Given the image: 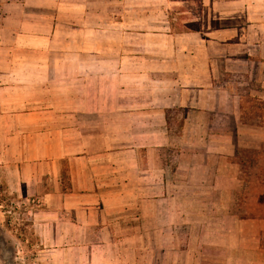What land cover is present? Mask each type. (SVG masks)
<instances>
[{
    "label": "crops",
    "instance_id": "1",
    "mask_svg": "<svg viewBox=\"0 0 264 264\" xmlns=\"http://www.w3.org/2000/svg\"><path fill=\"white\" fill-rule=\"evenodd\" d=\"M152 1L177 29L0 0V186L39 264H264V0Z\"/></svg>",
    "mask_w": 264,
    "mask_h": 264
},
{
    "label": "rangeland",
    "instance_id": "2",
    "mask_svg": "<svg viewBox=\"0 0 264 264\" xmlns=\"http://www.w3.org/2000/svg\"><path fill=\"white\" fill-rule=\"evenodd\" d=\"M160 4V1L152 0H102V10H115L116 15L113 13L112 16L103 14V16L97 18L86 17V20L82 18L81 23H101V25L117 23L122 26L128 23L133 27L146 24L154 30L158 25L164 24L166 26L170 25L172 30L177 29V26L180 25L177 22V17L172 15L162 16L161 13L164 11H162ZM74 23L80 22L77 20ZM188 27H191V25ZM120 30L124 31L125 29L121 28ZM250 104L256 107V113L247 116L253 117L256 115L262 119L264 117V103L256 101L252 103L251 101ZM262 186H264V182ZM15 199L16 197L8 194L0 186V264H39L40 256L37 255L36 247V245L39 246V241L33 231L34 227H31V218L33 219L36 208L29 210L27 205L16 206L15 203H12ZM262 201L264 202V199Z\"/></svg>",
    "mask_w": 264,
    "mask_h": 264
},
{
    "label": "trees",
    "instance_id": "3",
    "mask_svg": "<svg viewBox=\"0 0 264 264\" xmlns=\"http://www.w3.org/2000/svg\"><path fill=\"white\" fill-rule=\"evenodd\" d=\"M264 196H262V198H261V202L264 204V202L262 201L264 198H263Z\"/></svg>",
    "mask_w": 264,
    "mask_h": 264
}]
</instances>
